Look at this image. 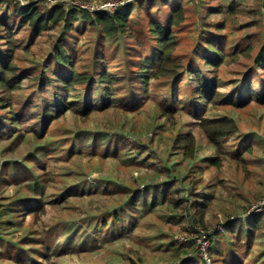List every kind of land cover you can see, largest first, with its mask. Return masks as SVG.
Segmentation results:
<instances>
[{"label": "rangeland", "instance_id": "obj_1", "mask_svg": "<svg viewBox=\"0 0 264 264\" xmlns=\"http://www.w3.org/2000/svg\"><path fill=\"white\" fill-rule=\"evenodd\" d=\"M22 1L37 3L48 13L62 3L78 2L90 8L113 11L120 5L137 0H53V2L6 0L0 4V17L4 14L10 16L14 9L10 10L9 6H15ZM179 1L187 9L184 20L175 28L176 43L172 58L184 63L193 57L199 69L208 74L209 78L221 77L222 87L219 90L222 93V100L218 104L208 102L207 105L196 106V102L193 101L198 100V97H189V93L183 92L188 84L192 86L198 84L192 80L195 77L193 72L188 71L180 82L181 89L177 94L178 105L165 115L164 109L176 100L173 98V101L171 100L169 91L162 90L161 84L165 76L161 74L158 79L152 80L149 96L137 100L136 105L133 101L127 102L124 95L117 96L122 101L114 107L94 111L87 118L80 114L81 106L78 105L77 109L66 111L57 118L45 138L35 141L30 139L37 121L30 118L31 111L26 110L23 123L24 136L19 137L18 134L12 138L0 137V178L2 177L0 209L6 206L7 198L16 190V186L11 183V180H15V174L21 175L27 184L30 181L31 175L23 165L24 162L34 171H43V168L32 165L34 161L32 152L36 146L39 148L54 140L62 141L75 134L80 136L78 138H81L84 147L83 149L80 147L83 150L82 154L71 156L65 153V148H69L67 146L70 145L66 144L61 148V155L50 156L53 158L44 160L47 162L46 178L50 179L44 210L33 214H20V217H15V220H18L17 229L7 226L2 230L24 247L23 256L28 255L25 257L28 261L25 264H30L29 258L33 251L38 252L39 249H43L39 242L51 247L74 246L66 249L59 257L53 254L52 264H173L176 261L174 258H178L174 257L175 246L171 248L169 244L180 239L181 242H185L194 236L197 237L195 248L201 250L197 257H202L209 264H217L222 256L216 254L210 256V247L214 244V238L206 240L204 234L206 231L201 233L189 231L187 221L176 215L179 211H172L165 204H159L155 208L150 205L145 213L142 209L141 213L134 212L136 223H132V218L130 220L127 213H124V220L117 226H113V219L109 214L103 216L106 212L105 207L108 208L111 203L100 192V189H103L102 182L111 180L118 184H134L139 181L150 183L160 180L161 176V180H165L166 176L161 168L168 162L169 165L176 164L174 173L177 175H184L187 171L193 170L192 161L184 156L182 149L174 148V139L182 132L193 131L196 136L197 160L220 156L222 161L219 166L205 168L199 190L201 196L204 195L209 199L210 209L207 214L209 232H213L218 227L221 235L226 236L224 230H221V224L225 223L227 218L237 220L238 217H242L245 220L256 214H264V144H255L252 152L239 150V158H233V152L229 154L230 151L238 148L241 141L246 139L248 142L245 144H249L258 139L261 134L258 133L259 131L264 132V104L251 101L246 106H239L233 102L238 99L239 92H242L243 96L248 95L247 87H240V84L248 77L256 48L264 44V14L260 7L262 3L259 0H243L237 13H231L225 10L227 9L225 6L230 4L227 1ZM106 3H112L113 6L104 9ZM195 3L201 6L205 4V9L198 19H196L198 13L194 11L197 7ZM155 4L157 6L151 12L157 14L159 18L168 7L162 5V0H156ZM220 7L224 8V12L218 11ZM131 16L136 15L132 12ZM142 17L147 18L145 9ZM203 21L207 24L202 26L203 28L212 24L225 26L223 30H217L215 27L212 29L219 34L215 42L219 41L220 33L224 35L223 44L227 54V59L221 67L212 71L202 55L195 56L199 40L197 26ZM138 23L136 18L132 27L137 28ZM74 24L73 28L66 31L64 42L69 43L67 47L74 54L75 63L81 72L92 68L93 63H96L94 58H98L97 64H107L112 72H120L122 67H126L124 65L126 60L130 59L132 64L126 68L135 70L137 67L134 62L149 52V42L147 46L142 47L144 43L138 29L128 35L125 41H119L117 38L106 39L99 33L98 28L91 27L90 24L83 26L78 20ZM13 26L15 28L13 36L16 39L14 44L16 50L14 49L13 52L16 58V73L28 77L19 90L9 93L0 89V99L6 97V100L12 99L15 102L31 99L37 104L40 103L41 95L50 96V91L44 92L37 87L39 83L35 76L42 73L44 64L51 58L54 45L61 37L60 28L51 23L47 30L36 37L29 35L27 27L18 28L16 24ZM6 36L7 30L0 25V58L10 53L11 46ZM251 46L255 52L249 55L248 48ZM95 50L98 51V57H95ZM51 71L52 69L47 71L46 75L50 76ZM12 74L13 72L9 73L10 78ZM118 74L123 80L121 82H124L123 75ZM239 81L241 82L238 83ZM253 81H255L254 88H257L259 84L257 85L256 78ZM11 86H14L13 81ZM128 92L130 88H127L123 94ZM186 102L192 104H185ZM4 108L0 105L3 114L5 112L9 114L8 111L11 109ZM15 108L17 109L18 105ZM220 117L232 120L236 124L233 133L221 139V151L199 127L201 118ZM95 140L97 143L103 140L109 142L108 147L98 149V152L99 150L101 152L107 148L106 153L94 154L95 151L89 145H93ZM127 153L136 157L139 164H124L122 159L127 158ZM11 161L14 162L12 165ZM199 176L198 173H189L187 182L193 179V184ZM187 182H184V186ZM73 185L82 186L87 193L84 196L73 195L59 205L49 202L51 195L63 192L68 186ZM98 187L100 189H97ZM25 193L24 188L22 194ZM131 224L136 227L131 228ZM199 228L196 226L197 230ZM66 238H71L72 241H66ZM74 239H76L75 245L72 243ZM246 242L245 240L244 244L238 247L241 249L244 263L264 264V231L256 235L251 247H248ZM226 246L227 241L223 239L221 248L226 249ZM4 254L0 257V264H20V261L12 259L18 254L16 251L11 253V255L15 254L14 256L9 255L7 251ZM36 256L37 253L33 258H37ZM255 259L258 260L257 263L252 262Z\"/></svg>", "mask_w": 264, "mask_h": 264}, {"label": "trees", "instance_id": "obj_2", "mask_svg": "<svg viewBox=\"0 0 264 264\" xmlns=\"http://www.w3.org/2000/svg\"><path fill=\"white\" fill-rule=\"evenodd\" d=\"M5 1L0 0V4ZM222 1L230 2L228 6H225L227 7L225 10L237 13L240 9L239 5H241L243 0ZM259 1L262 3L260 7L264 14V0ZM155 3L156 0H137L120 5L113 11H109L92 10L70 2L62 3L48 13L37 3H31L27 6L17 3L15 6H9L10 10L14 9L13 13L10 16L4 14L0 17V25L7 30L6 37L11 46L9 48L10 53L0 58V89L2 91L12 93L15 90L21 89L25 78L28 77L27 75L16 73V58L13 54L16 48L14 45L16 39L13 36L15 29L13 25L16 24L18 28L27 27L29 35L37 37L53 23L54 26H59L61 37L54 45V52L51 58H49L50 62L47 61L43 66L42 73L35 76L39 83L37 87L44 92L50 91V96L41 95L40 103L37 104H34L31 99L15 102L12 99L6 100V97L1 98L0 105L5 107L4 109L11 110L8 111L9 114L7 112L3 114L0 110V137L8 136L12 138L13 136H18V134L19 137L24 136L25 128L23 123L25 121L26 110L31 111L29 112L30 118L37 121L35 122L36 127L33 128L30 139L35 141L45 138L47 136L46 133L53 128L55 120L66 111L77 109L78 105L81 106V110L79 111L84 118L90 117L94 111L114 107L118 102L122 101L117 96L124 95L127 98V102L133 101L134 105H136L137 100L149 96L152 80L154 78L158 79L161 74L165 76V80H162L161 84L162 90L169 91L171 100L172 98L176 100H172L173 104H168L167 109H164L165 115L169 114V111H172L178 105L177 94H179L178 92L181 89L180 82L188 71L190 73L193 72L195 77L192 80H195L198 84L195 86L188 84L183 89V92L189 93V97H198V100L193 101L196 102V106H199V104L207 105L208 102L218 104L222 100V93L219 90L222 87L221 77L220 79L218 77L209 78L208 74L199 69L193 57L184 63L172 58L176 43L175 28L184 20L186 6L181 4L179 0H162V5L168 8L165 10L163 16L158 18L157 14L151 12L157 6ZM194 5L197 6L194 11L198 13L196 17L198 19L202 10L205 9V4L203 3L201 6L195 3ZM144 9L146 19L142 17ZM218 11L224 12V8L220 7ZM132 12L135 13V17L131 16ZM136 18L139 23L137 28H133L132 23ZM77 20L83 26L90 24L91 27L98 28L100 30L99 33L106 39L117 38L119 41H125L128 35L133 34V32L135 33V29H138L144 43L142 47L147 46L149 42V52L144 57L138 59L137 62H134L137 67L135 70L126 68L132 64V60L130 59L126 60V63H124L126 67H122L120 72H112V70L108 69L107 64H97L98 58H94L96 63H93L92 68L81 72L75 63L74 54L68 49L69 43L64 42L66 31L73 28L74 22ZM206 25L203 21L197 26L199 40L195 56L202 55L205 63L212 71V69L221 67L227 59L223 44L225 37L220 33L219 41H217L220 43L215 42V38H218L219 34L213 32L212 29L215 27L217 30H223L225 26L224 24H212L209 27H202ZM248 51L249 55L255 52L252 46L248 48ZM255 53L248 77L240 84V87H247L248 95L243 96V93L239 92L238 99L233 100L239 106H246L251 101L264 104V44L256 48ZM95 57H98L97 50H95ZM51 69L52 74L47 76L46 72ZM11 72L13 74L10 78L9 73ZM118 73L123 75L124 82H121L123 80ZM252 78L253 80L256 78V83L257 85L259 84L257 88H254L255 81ZM12 81L14 86H11ZM127 88H130V92L123 94ZM20 98L22 99V97ZM185 104L192 103L186 102ZM16 105H18L17 109L15 108ZM224 118H201V125L199 126L203 132H206V137L212 143L219 146L220 151L222 147L221 139L232 134V131L236 127L234 121ZM18 132H22L23 134ZM258 133L261 134L256 141L253 140L251 143L245 144L248 142L245 139L240 142L236 150L230 151L229 154L233 152L234 155L232 157L239 158V150L252 152L255 144H264V132L259 131ZM78 137L80 136H75L74 134L62 141L54 140V142L39 146V148L36 146L32 152V157H34L32 165L33 167L43 168V171H34L29 164L24 162L23 165H25L31 175L28 184L19 174H15V180H11V183L16 186V190L12 196L6 197V206L0 209V257L5 255L4 252L6 251L7 253L9 252V255L16 251L18 254H14L15 256L11 255L14 256L12 259L20 261V264L28 262L25 258L28 255L23 256L25 249L21 246L20 242L2 230L7 226L18 228V224L16 223L18 220H15V217H20V214H33L44 210V206L47 204L46 199H48V182L50 181L48 177L46 178L47 162H44V160L53 158L50 156L61 155V148L65 147L66 144H70L67 146L69 148H65L67 155L71 154L72 156L73 154L78 156L82 154L84 145L81 138ZM96 141L93 145L88 144L95 151L94 154L106 153L107 148L101 150V152L100 150L98 152V149L108 147L109 142L103 140L97 143ZM174 141V148L176 150L182 149L184 156L192 161L191 167L193 170L187 171L184 175H177L174 173L176 164L169 165L168 162L161 168L163 174L166 176L165 180H161V176L160 180L158 179V181L150 183H141L139 181V183L134 184L130 182H128L130 184H118L111 180L102 182L103 189H100V187L97 189H100V192L111 203L108 208L105 207L104 211L106 212L103 216L109 214L113 219V226H117L120 221L124 220V213H127L130 216V220L132 218V223H136L134 212L141 213L140 210L142 209V212L145 213L150 205L155 208L159 204H165L172 211H179L176 212V215L181 216V219L187 221L189 231H196L197 233L206 231L208 232V234L204 233L206 240L214 238V244L210 247V256L212 257L214 254L222 256L217 264H245L240 252L241 249H238V247L242 246L245 240L247 241V246L251 247L254 239H256V235L264 231V214H256L249 217V219L245 218V220L242 217H238L237 220L227 218V221L221 224V230H224L226 236L221 235L218 227L213 232H209L207 222V214L210 209L209 199L204 195L201 196L199 190L203 182L205 168L219 166L222 161L220 160V156L205 157L197 160V139L193 131L179 133ZM122 161L126 165L139 164L137 158L130 156V153H127V158H123ZM10 163L12 165L14 162L11 161ZM189 173L200 174L193 184V179H190L189 183L187 182L189 180ZM158 176L160 177V175ZM184 182H187L186 186H184ZM24 188L26 189V193L22 194V189ZM86 193V190L80 185L68 186L65 191L51 195L50 197L52 198L49 202L59 205L73 195L84 196ZM106 223L107 221L105 220V226L107 225ZM196 226L200 227L199 230L196 229ZM134 227L136 225L131 224V228ZM223 239L227 241L226 249L221 248ZM66 241L72 240L71 238H66ZM75 242L76 239L73 240V245H75ZM39 243L43 251L40 249L38 252L33 251L32 256L29 258L30 264H52L51 256L53 254L59 257L66 249L74 247L63 246L62 249L59 247L60 245L51 247L45 243ZM169 246L171 248L175 246L174 257L179 259V262H177L178 259L174 258L176 261L173 264H198L199 262L209 264L202 257H197V254L199 255L201 250L198 247L195 248L197 246V237L195 238V236L190 237L185 242H173ZM35 253H37V258H33ZM257 261L255 259L252 262L257 263Z\"/></svg>", "mask_w": 264, "mask_h": 264}, {"label": "built area", "instance_id": "obj_3", "mask_svg": "<svg viewBox=\"0 0 264 264\" xmlns=\"http://www.w3.org/2000/svg\"><path fill=\"white\" fill-rule=\"evenodd\" d=\"M50 2H53V0H49ZM72 3H74L75 5H77V6H81V7H84V8H90V7H88V6H86V5H83V4H79L78 2H72ZM30 3H26V2H24V1H22V5H24V6H27V5H29ZM109 6V7H108ZM113 5H112V3H106L105 4V6H104V9H105V7H107V8H111ZM90 9H92V10H102L103 8H94V7H91ZM180 241H181V239H180ZM206 252V251H205Z\"/></svg>", "mask_w": 264, "mask_h": 264}]
</instances>
